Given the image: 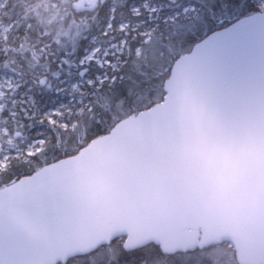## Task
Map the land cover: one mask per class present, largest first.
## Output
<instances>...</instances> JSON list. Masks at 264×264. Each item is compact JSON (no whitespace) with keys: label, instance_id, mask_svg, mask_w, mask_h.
Returning <instances> with one entry per match:
<instances>
[{"label":"water","instance_id":"95a60500","mask_svg":"<svg viewBox=\"0 0 264 264\" xmlns=\"http://www.w3.org/2000/svg\"><path fill=\"white\" fill-rule=\"evenodd\" d=\"M165 91L0 190V264H51L119 238L167 254L229 243L238 264H264V13L180 56Z\"/></svg>","mask_w":264,"mask_h":264},{"label":"trees","instance_id":"16d2710c","mask_svg":"<svg viewBox=\"0 0 264 264\" xmlns=\"http://www.w3.org/2000/svg\"><path fill=\"white\" fill-rule=\"evenodd\" d=\"M74 1L6 0L1 8L0 76L9 73L19 81L0 96V160L7 157L0 170V190L76 156L124 119L162 102L165 83L180 56L261 11L255 0H154V13L142 9L136 16L132 8L145 0H103L97 8L82 11L75 9ZM190 5L196 6V14L185 17L181 12ZM122 24L127 26L119 30ZM108 25L112 31L103 34ZM3 27L8 28L5 33ZM146 28L153 30L149 40L143 34ZM196 29L198 36L187 41L189 30ZM93 37L103 45L124 40L118 70L95 61L81 64L94 47ZM107 76L115 80L100 82ZM73 82L80 88L73 89ZM126 84L131 93L112 100V93ZM40 140L43 143L30 155L29 146ZM124 241L113 240L57 264H213L217 246L235 256L228 243L167 254L155 243L130 251ZM114 250L121 256L111 258Z\"/></svg>","mask_w":264,"mask_h":264},{"label":"rangeland","instance_id":"374dc122","mask_svg":"<svg viewBox=\"0 0 264 264\" xmlns=\"http://www.w3.org/2000/svg\"><path fill=\"white\" fill-rule=\"evenodd\" d=\"M171 1H175V0H171ZM102 2H103V0H100L96 5L99 6ZM255 2L258 4L261 11L258 13L252 14L250 16H255L257 14L264 13V0H255ZM5 3H6V0H0V12H1V8L4 7ZM73 4H74L75 9L79 10V11L86 10L89 8V6L87 5V3L84 0H76V1H74ZM132 9H133L132 11H133L134 15L137 16L140 14L142 9H144L146 12H149L151 14V13H154L156 11L157 7H156V4H154V0H145L141 6H136V7L134 6ZM196 11H197L196 6L190 5V6H186L181 13H182V15H185V17H189L191 14H196ZM250 16H247V17H250ZM126 26H127V24H122L120 26L119 30H123ZM7 29H8L7 27H3V33H5ZM111 31H112V25H108L103 34L110 33ZM152 32H153V30L150 28H146L143 31V34L148 36L147 40H149V36L152 35ZM198 32H199V29H196L195 31L189 30V33L185 37L186 40L189 41L191 38H195L196 36H198V34H199ZM210 36H212V35H210ZM206 38H208V37H206ZM91 42H93L94 47H92L91 49H89L87 51L86 56L83 58V61L81 62V64L88 66L91 61H95L101 67L104 65H109L113 69L118 70L120 63H121L120 62V56L123 54L124 49H125L124 40H122L120 43H111L110 45H103V44H100L96 40V37H93ZM139 52H141V51L138 50V53ZM107 56H110V57L114 58L115 60H110L107 58ZM56 75L58 76L59 74H56ZM99 79H100V82H103L104 80H109V81L113 82L115 80V77L107 76V77H104L102 79L101 78H99ZM18 81H19L18 79H16L13 75H11L9 73L1 74V76H0V96L5 94L7 90H11V89L15 88L18 84ZM80 86H81V84L79 82H73L71 84V87L73 89H79ZM127 93H131V90H130V87L128 84H126V86L122 90L120 89V90L112 93L111 99L114 100L115 98H118L121 94H127ZM90 109H91V107H90ZM79 110L81 111V109H79ZM42 143H43V140H40L38 142H34L33 144H31L29 146L28 153L30 155L34 154L35 151L38 150L39 146ZM6 164H7V157L0 160V170L5 168ZM198 246H196V247H198ZM229 246H231V244H229ZM199 247H201V246H199ZM218 248H219V246H217V248L212 250L211 257L214 260L213 264H236L235 263V262H237L236 255L233 256L231 251H228V252H226L224 250L220 251ZM226 250H228V249H226ZM119 255L121 256V251L120 250H114L111 258H118ZM234 257L236 260L234 259ZM99 258H100V260L104 259L103 253L99 254ZM66 259L67 258L57 259L51 264H57L59 261L65 262Z\"/></svg>","mask_w":264,"mask_h":264},{"label":"flooded vegetation","instance_id":"af4514ba","mask_svg":"<svg viewBox=\"0 0 264 264\" xmlns=\"http://www.w3.org/2000/svg\"><path fill=\"white\" fill-rule=\"evenodd\" d=\"M85 1V0H84ZM100 0H95L94 3L89 7L91 10L97 8L98 6L96 5ZM86 2V1H85ZM88 5V4H87ZM135 250V249H134Z\"/></svg>","mask_w":264,"mask_h":264}]
</instances>
